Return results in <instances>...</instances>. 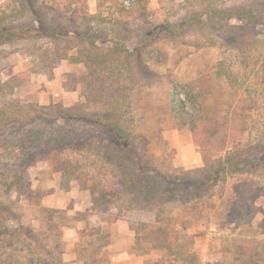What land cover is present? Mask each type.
<instances>
[{
    "label": "rangeland",
    "instance_id": "rangeland-1",
    "mask_svg": "<svg viewBox=\"0 0 264 264\" xmlns=\"http://www.w3.org/2000/svg\"><path fill=\"white\" fill-rule=\"evenodd\" d=\"M241 3L264 7V0H0L5 23L31 29L37 9L47 19L64 16L70 32L92 27L106 36L97 41L102 61L84 62L61 44L66 54L52 64L45 55L53 44L33 32L1 43L0 106L80 105L113 115L130 140L80 119L3 125L0 264H182L185 249L200 264H242L246 256L234 260L241 244H264V25L205 15L176 32L160 28ZM116 43L128 52L113 54ZM91 140L117 145V154L107 160ZM226 156L239 164L217 182L203 176L204 157ZM119 158L153 186L188 192L160 205L133 201ZM175 175L187 179L174 187ZM110 230L133 242L125 258ZM164 230L173 243H157Z\"/></svg>",
    "mask_w": 264,
    "mask_h": 264
},
{
    "label": "trees",
    "instance_id": "trees-1",
    "mask_svg": "<svg viewBox=\"0 0 264 264\" xmlns=\"http://www.w3.org/2000/svg\"><path fill=\"white\" fill-rule=\"evenodd\" d=\"M126 6L123 5L122 9H125ZM36 14V20L37 25L35 27H28L26 28V23L19 22V23H5V18L0 16V44L5 42H13L18 41L21 39H25L29 36L30 32H33V37L37 38H45L48 41H51L53 44V50L51 52L47 53L45 55L46 58H48L50 61L53 62L56 61L58 58L65 56L62 53L61 44H66V47L68 48H76L77 52L80 53V57L78 59H81L85 62L88 60L94 59L95 61H98L100 57L104 56V51L100 50L97 46V41L106 39V36L103 34V32H100L99 34L92 28H85L84 30L80 32H70L68 26H70L72 23L69 21L63 20L62 15L59 17H54L47 19L43 16V14L40 12V10L35 11ZM207 16L208 21L210 22H222V21H228L231 18H235L241 22H244L245 25H249L252 23L256 24H262L264 25V7H258L253 6L251 4H236L231 5L227 7H216L211 8L206 11H198L193 15H189L186 18L185 22H179V23H170L165 22L161 25L162 31H173L176 32L183 28L185 24H194L198 22H202L203 16ZM81 16L83 18L86 16L85 13H82ZM26 25V26H25ZM32 37V36H29ZM28 37V38H29ZM63 50V49H62ZM65 50H67L65 48ZM127 51L124 47H119V45L116 43L112 47L111 51L113 54H118L120 51ZM102 54V55H101ZM102 61V59H100ZM185 86V85H183ZM182 106V105H181ZM178 108V114L182 116L186 112L183 111V109L180 106L175 107L174 109ZM57 118H64V119H80L87 123L93 124L97 127H109L112 131L116 133V135L120 139H124L126 132L123 129L122 125L118 122L116 118H114L111 114H96V113H89L81 108L80 105H75L72 107H62L60 105L56 104H50L47 106H38L34 107L31 104H22L18 100H10L7 102L6 105L0 106V128L5 124H11L17 121H20L22 119H39V120H47L52 119L56 120ZM125 142L130 143V140L124 139ZM101 140H91L88 141L87 146L91 148V151H96V153L102 152L103 147V156L105 153V156L107 160H112L111 156L112 153L117 154L118 146L117 145H107L104 144V142L101 143ZM99 145V149H97V146ZM125 144V143H124ZM74 145L81 146L82 143H76ZM72 145V146H74ZM104 146L106 149L104 150ZM112 146V147H111ZM124 146L125 145H121ZM111 148V151L108 149ZM65 149V146L61 149L53 150L49 154H51L52 159L57 158L56 152H60ZM113 150V151H112ZM56 156V157H55ZM118 157V156H117ZM119 166L120 169L123 170V172L127 175V181L125 185H127L129 192L132 195V200H141L144 202H154L155 204H163L167 202L168 199L172 197H177L183 195L185 192H188L187 190L184 191L180 188H172L169 189L168 187H157L153 186L150 181L146 179H142L138 173L134 170L133 164L130 163V165L126 164L124 162V159L119 158ZM253 162V161H251ZM239 163L237 161V157L234 156H226L223 158H219L215 160L214 162L208 163L206 162V158L204 157V167L201 169L203 176H209L211 181L217 182L218 178H221L223 173L227 171V168L230 166H237ZM144 166V165H143ZM147 169H151L149 165H145ZM173 179H176L177 182L172 181V184L175 186L180 185V181L183 179H187L185 176L175 175L173 176ZM187 183V182H185ZM188 185H193V181L191 183H187ZM230 210H234L231 209ZM163 236H156L155 239L157 243H173L172 237L168 234L166 230H164ZM164 245V246H167ZM239 253L234 257V260L239 261L242 260L243 256L247 257V261H245L242 264H264V244H261L260 246L254 245L253 247H248L247 244H241ZM169 249L171 247H168ZM183 256H187L188 260L186 258H181L182 264H200L198 261V257L196 256L195 252H193L191 249H185L183 250ZM204 264H222L221 262H206Z\"/></svg>",
    "mask_w": 264,
    "mask_h": 264
},
{
    "label": "crops",
    "instance_id": "crops-1",
    "mask_svg": "<svg viewBox=\"0 0 264 264\" xmlns=\"http://www.w3.org/2000/svg\"><path fill=\"white\" fill-rule=\"evenodd\" d=\"M110 233H111V237L113 240L112 243H114L113 246L116 247L117 249H119V251L122 253V255L125 258L127 256L128 249H130L132 247L133 242L130 240L126 241V242L119 241L118 238L114 237L112 230H110ZM113 250H115V248ZM122 261H123V264H128L127 260L123 259Z\"/></svg>",
    "mask_w": 264,
    "mask_h": 264
}]
</instances>
